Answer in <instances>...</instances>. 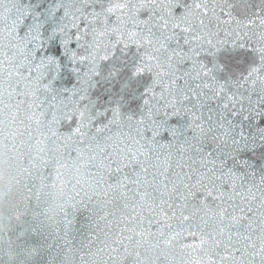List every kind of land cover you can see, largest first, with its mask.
I'll return each instance as SVG.
<instances>
[{"label": "snow or ice", "instance_id": "obj_1", "mask_svg": "<svg viewBox=\"0 0 264 264\" xmlns=\"http://www.w3.org/2000/svg\"><path fill=\"white\" fill-rule=\"evenodd\" d=\"M0 264H264V0H0Z\"/></svg>", "mask_w": 264, "mask_h": 264}]
</instances>
